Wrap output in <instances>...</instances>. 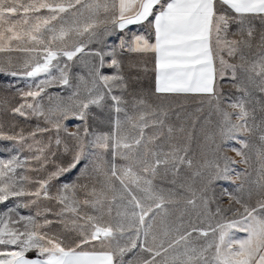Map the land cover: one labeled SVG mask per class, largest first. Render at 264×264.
Here are the masks:
<instances>
[{
  "label": "snow or ice",
  "instance_id": "1",
  "mask_svg": "<svg viewBox=\"0 0 264 264\" xmlns=\"http://www.w3.org/2000/svg\"><path fill=\"white\" fill-rule=\"evenodd\" d=\"M133 25L143 31L104 43ZM254 47L259 58L248 61ZM124 52L152 55L159 103L126 74ZM236 57L264 93V0H0V72L16 60L22 71L9 74L31 81L11 114L43 124L11 134L0 124V140L15 145L0 159V264H264V104L258 119L246 88L225 104L217 85L228 69L235 79ZM81 63L86 71L74 73ZM53 86L70 94L48 93ZM177 98L207 106L205 123L217 117L219 137L239 142L232 150L255 165L254 177L226 155L223 167L194 161L192 131L165 103ZM93 109L111 114L107 130L90 126ZM70 117L82 122L76 131L64 124ZM203 147L220 152L216 133L204 132ZM209 168L244 181L239 195L223 191L228 207L212 206ZM74 170L75 181L57 183ZM54 223L71 243L50 232Z\"/></svg>",
  "mask_w": 264,
  "mask_h": 264
},
{
  "label": "rangeland",
  "instance_id": "2",
  "mask_svg": "<svg viewBox=\"0 0 264 264\" xmlns=\"http://www.w3.org/2000/svg\"><path fill=\"white\" fill-rule=\"evenodd\" d=\"M256 27L259 29V23L256 22ZM230 32H236V25H232ZM132 32L129 31V34ZM136 34H140V31L137 30ZM122 35V34H120ZM118 33H113L104 37V43L108 45L115 46L118 44ZM126 35V34H124ZM239 38V37H237ZM93 47H103L102 45H93ZM107 50V49H105ZM260 49L258 47H254L251 50H246V56L248 61L253 59H258L260 54ZM120 58L124 62L125 72L128 75H131L133 78L138 80L136 88L138 91L142 92L146 96L149 97L150 102L152 103H159L160 100L156 96H152L151 93L154 91L153 89V63H152V55H140L136 53H121ZM107 59V58H106ZM226 59H228L226 57ZM15 69L8 67L5 65L6 71L0 72V124L4 126L5 133H14L19 128H23L25 133L34 129L37 124L43 126L42 122L38 118H30L25 119L19 116H14L11 114L10 109L20 103V96H19V89L27 90V86L31 81L23 76H16L13 77L9 73L12 70L22 71L19 67V62L14 60ZM129 63L133 64L134 67L131 69L128 67ZM230 63H233L237 66L236 68V77L235 79L232 78L231 69L226 71L225 76L222 79L217 80V85L222 93V99L226 104L229 100H236L244 95L242 89L246 88L250 93V96L247 98L251 101L248 105L250 108L254 107L256 109V115L259 119L260 107L264 104V93H260L259 90L253 86L248 80V74L245 71L247 67V63L245 61H241L239 57L230 60ZM244 65V67H241ZM86 69L83 68V64L81 63L78 67L73 68L74 73L83 74ZM105 73L113 72V69L105 67L103 69ZM47 92L53 95L59 94L61 97H67L70 94V90L66 88H62L60 86H53L47 89ZM47 99L45 98L44 104L47 106ZM174 112L179 111L181 115V121L185 122L186 127L192 131V140H191V153L190 155L194 159L195 162H199L203 164L205 160L207 161H217L223 167L224 161L222 159L223 156H228L232 160L237 161L235 165H232L236 171H241L244 169H248L250 173H252V177L255 176L253 172V167L250 165H245L243 163H239L241 157L233 151V148H240L241 145L238 141L223 139L219 137L218 128H217V117L212 116V122L210 124L205 123V117L208 115V108L207 106H201L195 100H183L180 98L177 99H169L165 101ZM203 107L204 110L202 112L197 111L198 108ZM182 109V110H181ZM231 111V109H229ZM93 113L96 117L95 120L90 119L89 124L92 127H95L97 130H107L109 127V119L111 114L108 112L107 109L104 110L102 113L100 109H93ZM174 123H179L175 116L172 117ZM82 122L76 118H69L68 120L64 121V124L67 126L68 131H76V126L81 124ZM15 125V127H14ZM204 132L208 133H216V142L220 145V152L214 153L210 149H204ZM253 143H256L254 137H249ZM15 145L12 141L7 140H0V159H8L11 155L15 154ZM247 151V150H245ZM23 155H28V152L25 151ZM70 157H64L66 161ZM206 172L213 173L212 182L208 185V192L207 195L209 197H214L213 207L215 204H220L223 207H228L229 199L227 196L222 195L224 190L231 192L235 195H239L237 193V186L244 181L240 178H237L234 172H229L227 174L221 173V175H227L228 179H217L214 175V169H206ZM34 175V174H33ZM43 175V174H41ZM78 172L74 170L71 173L66 174L65 176L60 178V182H71L77 179ZM197 186H200L202 183H207V181H200L199 178H196ZM162 186H167V180L164 181ZM11 201L8 202L11 205ZM46 207H53L55 211V206L50 204L48 201H42L40 203V209L43 210ZM5 206L0 205V212L4 210ZM22 215H34L36 208L30 209H19L18 210ZM49 219H55V217L49 215ZM42 221V217L38 218ZM50 232L61 235L65 238L66 243H71V236L69 233L63 232L61 225L58 223H54L50 226ZM238 236H242L244 234L237 233ZM35 253V252H34ZM36 254V253H35ZM131 258V254L125 257V259Z\"/></svg>",
  "mask_w": 264,
  "mask_h": 264
},
{
  "label": "crops",
  "instance_id": "3",
  "mask_svg": "<svg viewBox=\"0 0 264 264\" xmlns=\"http://www.w3.org/2000/svg\"><path fill=\"white\" fill-rule=\"evenodd\" d=\"M137 30H139L140 32H142L143 31V29L142 28H140V26H136V25H133V26H129V29L128 30H125V32L124 33H119V32H117L119 35L120 34H122V35H124V34H128L129 33V31H131L132 33H136V31ZM152 63H153V57H152ZM154 87H155V75H154V72H153V89H154ZM30 257V256H29ZM35 256H33V257H30V258H34Z\"/></svg>",
  "mask_w": 264,
  "mask_h": 264
},
{
  "label": "trees",
  "instance_id": "4",
  "mask_svg": "<svg viewBox=\"0 0 264 264\" xmlns=\"http://www.w3.org/2000/svg\"><path fill=\"white\" fill-rule=\"evenodd\" d=\"M27 255L30 257L36 256V254L34 252H29Z\"/></svg>",
  "mask_w": 264,
  "mask_h": 264
}]
</instances>
